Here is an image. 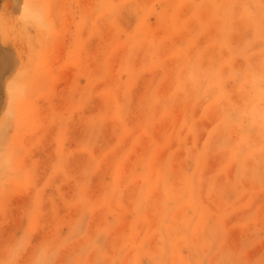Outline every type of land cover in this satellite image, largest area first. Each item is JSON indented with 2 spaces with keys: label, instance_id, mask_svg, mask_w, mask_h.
<instances>
[{
  "label": "rangeland",
  "instance_id": "374dc122",
  "mask_svg": "<svg viewBox=\"0 0 264 264\" xmlns=\"http://www.w3.org/2000/svg\"><path fill=\"white\" fill-rule=\"evenodd\" d=\"M0 264H264V0H0Z\"/></svg>",
  "mask_w": 264,
  "mask_h": 264
},
{
  "label": "bare ground",
  "instance_id": "6f19581e",
  "mask_svg": "<svg viewBox=\"0 0 264 264\" xmlns=\"http://www.w3.org/2000/svg\"><path fill=\"white\" fill-rule=\"evenodd\" d=\"M228 7V6H227ZM261 13V12H260ZM230 17V16H229ZM262 18V20H263V17H261ZM256 22V21H255ZM263 30V29H262ZM201 33V32H200ZM201 39V38H200ZM260 39V38H259ZM195 43V42H194ZM244 47H245V45H244ZM240 53V52H239ZM243 55H244V53H242ZM235 55V54H234ZM241 55V54H240ZM200 62V61H199ZM240 72V71H239ZM219 76V75H218ZM238 77H240V76H238ZM243 86V85H242ZM224 88V87H223ZM228 94V93H227ZM205 153V152H204ZM198 161V160H197ZM203 161V160H202ZM198 163V162H197ZM198 167V166H197ZM144 180V179H143ZM115 183V182H114ZM250 190V189H249ZM254 191V190H253ZM130 248V247H129Z\"/></svg>",
  "mask_w": 264,
  "mask_h": 264
}]
</instances>
